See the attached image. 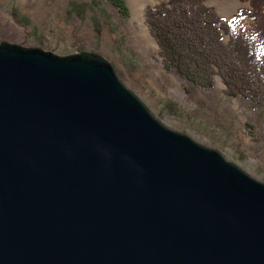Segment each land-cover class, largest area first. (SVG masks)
<instances>
[{"label":"water","instance_id":"water-1","mask_svg":"<svg viewBox=\"0 0 264 264\" xmlns=\"http://www.w3.org/2000/svg\"><path fill=\"white\" fill-rule=\"evenodd\" d=\"M0 264H264V182L104 56L3 41Z\"/></svg>","mask_w":264,"mask_h":264},{"label":"rangeland","instance_id":"rangeland-1","mask_svg":"<svg viewBox=\"0 0 264 264\" xmlns=\"http://www.w3.org/2000/svg\"><path fill=\"white\" fill-rule=\"evenodd\" d=\"M123 17L103 0H0V43L8 41L65 56L90 51L108 59L123 83L166 126L219 150L229 161L264 182V109L242 96H228L217 76L215 88L186 91L166 70L145 10L162 0H125ZM220 17L236 22L256 48L264 43V5L252 0H206ZM247 10L236 18L238 11Z\"/></svg>","mask_w":264,"mask_h":264},{"label":"trees","instance_id":"trees-1","mask_svg":"<svg viewBox=\"0 0 264 264\" xmlns=\"http://www.w3.org/2000/svg\"><path fill=\"white\" fill-rule=\"evenodd\" d=\"M123 17L130 16L125 0H103ZM206 0H162L145 10L146 23L159 46L166 70L186 83V91L213 89L216 77L228 96H242L264 109V43L261 48L218 15ZM264 0H252L260 14ZM247 10L241 8L236 18ZM264 33V28L260 27Z\"/></svg>","mask_w":264,"mask_h":264}]
</instances>
